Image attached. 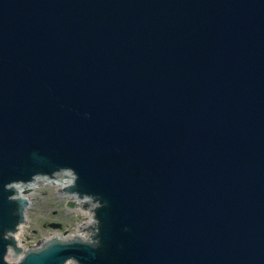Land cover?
<instances>
[{
	"label": "water",
	"instance_id": "obj_1",
	"mask_svg": "<svg viewBox=\"0 0 264 264\" xmlns=\"http://www.w3.org/2000/svg\"><path fill=\"white\" fill-rule=\"evenodd\" d=\"M61 166L102 246L26 264H264V0H0L1 231Z\"/></svg>",
	"mask_w": 264,
	"mask_h": 264
},
{
	"label": "clouds",
	"instance_id": "obj_2",
	"mask_svg": "<svg viewBox=\"0 0 264 264\" xmlns=\"http://www.w3.org/2000/svg\"><path fill=\"white\" fill-rule=\"evenodd\" d=\"M33 155L38 156L37 153ZM79 181L80 174L74 167L61 166L50 173L36 172L29 179L13 180L4 185V190L10 193L8 200L18 204L17 215L21 219L14 230L0 233V240L7 242L0 264H26L30 253L43 252L52 243L65 246L81 244L92 249L102 246L99 210L108 202L99 194L74 190L79 188ZM52 193L59 201L65 202L66 214L75 219L70 229L53 227L56 230L42 232L35 237L32 231L33 206L38 199L46 200ZM45 241L49 243L45 244ZM63 264H81V261L69 257Z\"/></svg>",
	"mask_w": 264,
	"mask_h": 264
},
{
	"label": "rangeland",
	"instance_id": "obj_3",
	"mask_svg": "<svg viewBox=\"0 0 264 264\" xmlns=\"http://www.w3.org/2000/svg\"><path fill=\"white\" fill-rule=\"evenodd\" d=\"M33 212L34 227L32 231L35 237H38L42 232L56 230L53 227L60 226L70 229L75 219L66 214L65 202L59 201L54 193L49 194V198L46 200L38 199L33 206Z\"/></svg>",
	"mask_w": 264,
	"mask_h": 264
}]
</instances>
